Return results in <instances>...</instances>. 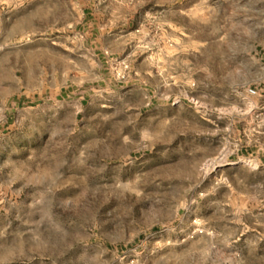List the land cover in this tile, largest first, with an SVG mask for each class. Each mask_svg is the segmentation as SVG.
I'll list each match as a JSON object with an SVG mask.
<instances>
[{
    "label": "rangeland",
    "instance_id": "374dc122",
    "mask_svg": "<svg viewBox=\"0 0 264 264\" xmlns=\"http://www.w3.org/2000/svg\"><path fill=\"white\" fill-rule=\"evenodd\" d=\"M264 264V0H0V264Z\"/></svg>",
    "mask_w": 264,
    "mask_h": 264
},
{
    "label": "built area",
    "instance_id": "2783aa9c",
    "mask_svg": "<svg viewBox=\"0 0 264 264\" xmlns=\"http://www.w3.org/2000/svg\"><path fill=\"white\" fill-rule=\"evenodd\" d=\"M128 264H137V262L134 260V257L129 258Z\"/></svg>",
    "mask_w": 264,
    "mask_h": 264
}]
</instances>
